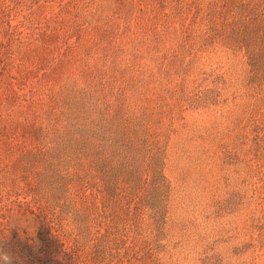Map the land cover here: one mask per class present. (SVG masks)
I'll use <instances>...</instances> for the list:
<instances>
[{
	"label": "rangeland",
	"instance_id": "1",
	"mask_svg": "<svg viewBox=\"0 0 264 264\" xmlns=\"http://www.w3.org/2000/svg\"><path fill=\"white\" fill-rule=\"evenodd\" d=\"M264 264V0H0V251Z\"/></svg>",
	"mask_w": 264,
	"mask_h": 264
},
{
	"label": "trees",
	"instance_id": "2",
	"mask_svg": "<svg viewBox=\"0 0 264 264\" xmlns=\"http://www.w3.org/2000/svg\"><path fill=\"white\" fill-rule=\"evenodd\" d=\"M1 243L0 264H72L61 241L45 225L34 238L13 229Z\"/></svg>",
	"mask_w": 264,
	"mask_h": 264
}]
</instances>
